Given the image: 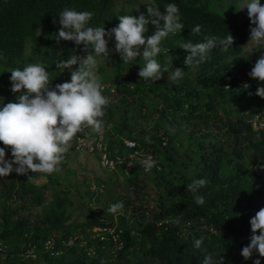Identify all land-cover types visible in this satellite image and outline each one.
Returning <instances> with one entry per match:
<instances>
[{"label": "trees", "instance_id": "obj_1", "mask_svg": "<svg viewBox=\"0 0 264 264\" xmlns=\"http://www.w3.org/2000/svg\"><path fill=\"white\" fill-rule=\"evenodd\" d=\"M242 1L175 0L184 28L165 38L166 50L157 59L168 72L185 69L178 83L167 79V72L159 80L144 82L138 76L142 57L130 65L123 63L109 41V56L115 62L111 72H101L107 85L104 94L111 99L102 117L111 127L105 134L108 149L123 151L117 135L135 140L154 152L159 169L144 173L135 164L110 170L124 177L127 193L117 195L109 181L92 185V201L104 209L98 215L89 211L76 225L67 223L73 203L58 175L47 176L42 184L28 181V175L0 178V254L6 255H0V264H199L205 250L219 255L223 264H253L258 254L245 259L241 250L250 242V218L264 207V170L258 167L264 160V131H253L249 119L264 108V98L255 95L260 82L249 76L259 57L242 52L251 27L248 15L240 18ZM149 2L126 11L115 9L116 0H0V98L19 95L11 91L9 70L27 63H44L53 87L70 79L57 62L86 53L83 44L56 42L63 8L92 11L90 24L108 30L119 23V15H147ZM168 2L156 0L161 12ZM196 24L202 25L201 32L191 33ZM147 27L145 36L155 31L151 22ZM229 32L234 41L228 51L214 49L195 69L183 64L187 52L179 47L182 42ZM243 80L250 88L243 87ZM243 99L253 105L254 113L241 111ZM147 118L152 124L138 127ZM159 131L168 139L166 146H161ZM199 177L209 181L199 190L205 196L203 205L195 202L186 186ZM149 186L153 193L146 191ZM48 189L50 201L42 214L33 215L32 210L46 202ZM118 200L124 201L122 214L108 212ZM177 218L179 225L174 223ZM104 225H117L120 248L112 241L90 238L93 228ZM201 237V248L196 249L193 239ZM81 238L86 243L79 247ZM69 239L74 240L72 245L66 244ZM48 240L54 242L52 249L45 247ZM29 249L34 258L25 254Z\"/></svg>", "mask_w": 264, "mask_h": 264}, {"label": "clouds", "instance_id": "obj_2", "mask_svg": "<svg viewBox=\"0 0 264 264\" xmlns=\"http://www.w3.org/2000/svg\"><path fill=\"white\" fill-rule=\"evenodd\" d=\"M243 8L248 9L251 21L249 43L264 48V4L261 0H243L240 9ZM164 9L161 12L156 0H150L147 15L143 12L138 17L119 15V23L108 30L104 25L90 24L94 15L92 11L65 7L59 12L61 27L55 35L56 42L59 44L63 40L72 41L77 46L83 44L86 54H72L57 62L61 72L68 70L70 79L54 87L50 85V73L42 62L27 63L9 70L11 91L19 95L6 104L0 98V142L10 147L12 157L7 159V147H0V178L8 177L15 171L28 175V181L44 179L60 170L65 154L72 148L73 139L78 138V134L86 129L96 134L105 130L102 117L110 98L104 94L106 85L98 68L107 60L110 51L108 44L113 38L115 51L123 63L130 65L136 62L137 57H142L138 76L144 82L159 80L165 72L167 79L175 83L184 77V68L177 67L168 72L157 59L158 54L166 50L163 46L165 38L184 28L180 7L175 0L166 3ZM149 22L155 25V31L145 36ZM201 28L202 25L196 24L191 28V33H200ZM233 41L230 32L226 36L209 35L197 42L185 40L179 46L187 52L183 64L198 68L208 60L214 49L228 51ZM0 59H3L2 52ZM249 76L260 82L255 95L264 98V55L256 60ZM243 87L248 89L250 85L244 84ZM144 139L152 142L149 136ZM261 161L258 167L264 170V160ZM140 164L144 171L159 167V161L151 154L143 158ZM208 183L207 178L199 177L186 184L187 191L193 193L197 204L205 203V196L199 190ZM123 209L124 201L118 200L111 203L107 211L119 215ZM174 223L179 225V218ZM250 226V242L242 248L241 255L248 259L254 253L258 254L253 264H261V258H264V207L250 218ZM202 242V237L193 239L196 249L201 248ZM199 264H223V260L219 255L214 256L205 250Z\"/></svg>", "mask_w": 264, "mask_h": 264}, {"label": "rangeland", "instance_id": "obj_3", "mask_svg": "<svg viewBox=\"0 0 264 264\" xmlns=\"http://www.w3.org/2000/svg\"><path fill=\"white\" fill-rule=\"evenodd\" d=\"M147 0H116V10H137L140 3H143ZM243 1L239 4V8H241ZM241 10V19L248 15V9L243 8ZM250 40V39H249ZM249 40L242 47L243 53H249L251 56L259 57L260 55H264V48L260 49V45H255L249 43ZM249 43V44H248ZM111 44L115 45L114 38L111 40ZM248 44V45H247ZM27 51V49H26ZM79 55V54H76ZM115 62L114 57L108 56L105 63H101L98 68V72L101 75V72H111V68L113 63ZM129 66L126 65V68ZM103 68V69H102ZM102 70V71H101ZM106 78V77H105ZM108 79V78H107ZM107 86V85H106ZM9 97H3V100L8 99ZM16 98L14 96L13 99L9 101H14ZM111 100V99H110ZM241 111L247 115L254 113V107L251 103L247 104V100L243 99L240 102ZM152 119L147 118L144 123L139 122L138 127L145 126L146 128L152 124ZM138 129V128H137ZM136 129V130H137ZM84 133H90V130H85ZM0 147L4 146L2 142H0ZM6 158L12 159L10 147H7ZM12 174L14 177L18 175L15 171ZM52 176L58 175L61 180L64 181V184L70 190V198L72 200L71 207V216L67 223L76 225L85 220L86 215L91 211L93 215L100 214L104 205L102 203H95L92 201V196L94 195L92 192V185L100 183L101 181H109L112 184L113 189H115L117 195H125L127 193L126 183L124 177L116 172H109L100 167L98 163V159L95 155L87 153L85 151H76L74 149V144L72 143V148L65 154V159L62 161L60 165V170L49 174ZM47 175V176H49ZM47 176L44 179H40L38 181H32L35 184H42L47 181ZM76 188V190H75ZM146 191L150 194L153 193L152 188L149 186L146 188ZM46 202L44 205L39 206L32 210L33 215L42 214L44 208L48 201H50L52 197V191H45ZM74 230H79L76 226Z\"/></svg>", "mask_w": 264, "mask_h": 264}, {"label": "built area", "instance_id": "obj_4", "mask_svg": "<svg viewBox=\"0 0 264 264\" xmlns=\"http://www.w3.org/2000/svg\"><path fill=\"white\" fill-rule=\"evenodd\" d=\"M242 84H248L246 80L242 81ZM229 83H225V89L229 88ZM249 122L251 124L252 130L255 132L258 131H264V108L261 110L256 111L251 118L249 119ZM110 125L105 126V130L100 133H80L78 134V138L73 139V144H74V149L76 151H85L87 153H90L92 155H97L98 157V163L101 168L104 170H113L116 167H125L126 169L132 168L135 164L139 165V167L143 170L141 167L140 161L145 158L148 154H151L155 159L156 156L154 152L149 149H142L135 140L132 139H125L120 136H116V138H119L121 141V146L123 148V151L117 152L115 150L113 153H111L108 149L107 141L105 138V134L107 131L110 130ZM158 136L160 138V143L161 146H166L167 144V137L165 134L161 131L158 132ZM129 141H134V144L128 143ZM157 170L159 167H154ZM153 170V169H152ZM144 173H148L150 171H144ZM95 188V186H93ZM90 238L96 239L98 241H112L114 244L115 248H120L121 247V242H120V236H119V231L117 229V225H104V226H98L93 228L90 231ZM73 239H69L68 242L66 243L67 245H72L73 244ZM86 242L83 240V238L80 239V242L78 243L79 247L84 245ZM53 240H48L45 243L46 249H52L53 248ZM1 251V249H0ZM90 253H93V250L90 248L89 249ZM34 251L33 249L27 250L25 254L27 256H32ZM2 258H5V254H0Z\"/></svg>", "mask_w": 264, "mask_h": 264}]
</instances>
